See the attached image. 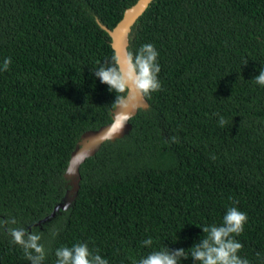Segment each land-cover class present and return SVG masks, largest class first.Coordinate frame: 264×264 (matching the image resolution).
<instances>
[{"label": "trees", "instance_id": "trees-1", "mask_svg": "<svg viewBox=\"0 0 264 264\" xmlns=\"http://www.w3.org/2000/svg\"><path fill=\"white\" fill-rule=\"evenodd\" d=\"M135 2L0 0V66L12 61L0 71V219L42 233L43 264L77 243L132 264L164 247L190 251L200 227L234 206L248 215L238 255L264 264V86L253 80L264 0H153L127 50L155 45L162 90L143 97L126 136L80 165L72 205L36 225L69 188L81 135L111 121L116 93L94 75L114 55L100 26L111 30ZM11 239L0 229V264H31Z\"/></svg>", "mask_w": 264, "mask_h": 264}, {"label": "clouds", "instance_id": "clouds-1", "mask_svg": "<svg viewBox=\"0 0 264 264\" xmlns=\"http://www.w3.org/2000/svg\"><path fill=\"white\" fill-rule=\"evenodd\" d=\"M159 56L155 45L145 43L135 52L124 51L120 55H113L106 63H100L94 71V75L100 82L108 85L110 92L116 93L115 101L112 105L119 108L120 111L115 114L111 128V135H116L122 131L125 124L131 118L135 111L136 101L139 97H148L152 93L162 90V84L158 78L161 71L157 62ZM11 58H5L0 71H7L11 64ZM253 80L261 86H264V67H261L259 75ZM221 126L226 121L221 116L219 118ZM110 138V137H109ZM171 142L178 143V138L173 135ZM211 159H216L214 155ZM238 203V201L236 202ZM248 222L246 212L237 207H228L220 225H204L202 229L203 236L199 243L193 244L186 251L185 249L169 250L164 247L160 250L151 251L139 261L133 260L132 264H180V259H187L189 255L195 264H250L247 258H241L238 253L243 248V244L235 239L244 231V226ZM16 219H0V229L6 230L11 236V243L19 245L23 249L24 257L31 264H43L46 256L42 233L31 231L24 228H13L9 225H15ZM144 246H151L153 240L151 237L145 239ZM56 264H109L106 258H102L98 253H93L87 243H77L71 247L61 246L56 252Z\"/></svg>", "mask_w": 264, "mask_h": 264}, {"label": "water", "instance_id": "water-1", "mask_svg": "<svg viewBox=\"0 0 264 264\" xmlns=\"http://www.w3.org/2000/svg\"><path fill=\"white\" fill-rule=\"evenodd\" d=\"M152 1L153 0H136L132 6L123 12L121 19L111 30L100 26V28L105 31L109 37L110 47L115 55H120L127 50L128 36L132 26L144 13ZM136 104L137 107L135 111L132 112L131 118L135 116L138 110H146L148 108L147 102L143 97H139ZM119 111L120 109H116V106H114L111 111V121L109 123L96 130L86 131L81 135L69 155L68 163L63 173V178L66 180L69 188L65 191L62 200L53 207L51 213L43 220L36 223L37 226L54 218L56 214H59V212L66 211L72 205L79 188L78 184L80 179L78 169L80 165H82L86 159L94 156L101 144L104 142H113L114 140L121 139L128 134L130 131L129 120L131 118L125 124L121 132L116 135H111L110 126L113 123L115 114Z\"/></svg>", "mask_w": 264, "mask_h": 264}]
</instances>
